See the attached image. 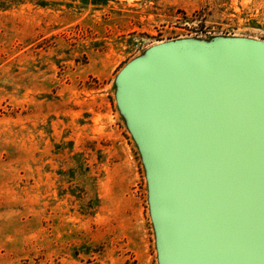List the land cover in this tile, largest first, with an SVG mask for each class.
I'll list each match as a JSON object with an SVG mask.
<instances>
[{
    "label": "rangeland",
    "instance_id": "obj_1",
    "mask_svg": "<svg viewBox=\"0 0 264 264\" xmlns=\"http://www.w3.org/2000/svg\"><path fill=\"white\" fill-rule=\"evenodd\" d=\"M215 35L264 39V0H0V264H159L115 78Z\"/></svg>",
    "mask_w": 264,
    "mask_h": 264
},
{
    "label": "water",
    "instance_id": "obj_2",
    "mask_svg": "<svg viewBox=\"0 0 264 264\" xmlns=\"http://www.w3.org/2000/svg\"><path fill=\"white\" fill-rule=\"evenodd\" d=\"M159 264H264V39L162 41L115 78Z\"/></svg>",
    "mask_w": 264,
    "mask_h": 264
}]
</instances>
